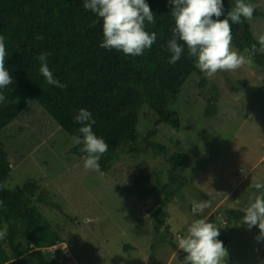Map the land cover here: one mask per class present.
<instances>
[{
    "label": "rangeland",
    "instance_id": "1",
    "mask_svg": "<svg viewBox=\"0 0 264 264\" xmlns=\"http://www.w3.org/2000/svg\"><path fill=\"white\" fill-rule=\"evenodd\" d=\"M254 4L264 12V0ZM250 23L255 35L264 34L263 17H253ZM255 56L252 66L219 71L206 78L204 86L202 76L193 72L169 104L180 116V128L152 123L151 130L143 131L144 136L154 131L151 138H143L150 151L144 146L121 150L109 172L86 171L85 156L70 151L75 146L71 136L32 101L3 130L6 148L17 143L22 156L6 186L34 180L61 206L35 202L60 231L64 241L53 248L70 257L69 263L182 264L184 252L177 241L194 218L192 201H211L197 218H208L218 209H244L259 195L251 187L253 175L264 182V58ZM215 93L217 114L206 117L208 99ZM175 152L187 154L179 168L186 183L165 200V225L158 227L151 217L150 188L156 178L168 177V158ZM217 216L221 231L224 218ZM259 232L258 226L249 230L246 224L233 223L224 264H264Z\"/></svg>",
    "mask_w": 264,
    "mask_h": 264
},
{
    "label": "trees",
    "instance_id": "2",
    "mask_svg": "<svg viewBox=\"0 0 264 264\" xmlns=\"http://www.w3.org/2000/svg\"><path fill=\"white\" fill-rule=\"evenodd\" d=\"M146 2L155 15V23L146 22V30L155 32L157 39L151 49L133 57L99 46L103 41L102 20L84 8V0H0V35L6 38V68L13 77L9 87L0 89L5 95V101L0 103V230L7 227L6 237L0 240V264H69L63 251L53 249L64 241L60 231L35 202L58 209L61 206L53 203L34 180L14 188L6 186L13 164L22 156L17 152V143L6 148L3 130L32 101H37L71 137L81 127L74 119L78 110H89L96 121L93 131L109 146L99 162L100 169L109 172L121 150L146 147L143 138H151L154 131H148L147 136L143 131L151 130L152 123L165 122L180 128V116L169 104L193 72L202 76L200 86L205 85L206 77L195 67L194 58H189L186 46L181 59L169 63L172 53L167 50V41L175 27L171 15L174 5L169 0ZM246 2L254 4V0ZM223 3L225 14L220 19L226 17L235 0ZM253 17L264 18V12L256 7ZM232 33V46L241 53H250L251 45L257 43L248 20L232 25ZM43 52L49 54L48 66L54 77L66 88L49 85L40 73L37 57ZM255 55L264 58L259 52ZM217 98L216 93L209 97L206 117L217 114ZM81 147L75 145L70 151L85 156ZM186 158L185 152L173 153L168 158V177L156 178L151 184L154 197L148 202L152 203L151 217L158 227L165 225V200L186 183L179 172ZM219 213L225 225L218 239L225 246L231 226L241 222L244 212L243 208L218 209L207 219L218 223ZM168 238L171 240V236ZM185 255L181 254L182 261Z\"/></svg>",
    "mask_w": 264,
    "mask_h": 264
},
{
    "label": "clouds",
    "instance_id": "3",
    "mask_svg": "<svg viewBox=\"0 0 264 264\" xmlns=\"http://www.w3.org/2000/svg\"><path fill=\"white\" fill-rule=\"evenodd\" d=\"M169 2L174 5L171 15L175 21L172 37L167 41V50L172 53L169 63L174 64L180 60L186 46L189 58H194L195 67L206 78H212L219 71H236L245 65L252 66L253 55L257 52L264 54V34L254 35L257 43L251 45L253 55H244L232 47V25L243 23V20L251 21L257 5L246 0H235L226 17L220 19L225 14L223 0ZM84 8L102 20L103 41L99 45L101 48L115 49L126 56L137 57L143 55L145 50L151 49L156 42L157 34L146 30V22L155 23V15L146 0H84ZM5 39L4 35H0V89L13 83V77L6 68ZM247 51L248 49H245V52ZM48 55L43 52L37 57L40 61V73L49 85L66 88L67 85L56 79L50 70ZM4 101L5 95L0 92V103ZM74 119L81 127L71 140L74 145H82L80 150L86 154L84 169L99 172V162L109 146L93 131L96 121L89 110L79 109ZM251 187L260 194H254L244 207L241 223L246 224L249 230L258 226L260 232L256 239L264 241V182H259L254 174ZM210 206V200L192 201L194 218L188 224L186 233L177 241L178 249L186 253L182 264H224V258L228 256L223 241L218 239L220 230L216 224L207 218H197ZM0 207H3L2 200ZM6 235L5 226L0 230V240ZM65 257L69 262L70 257Z\"/></svg>",
    "mask_w": 264,
    "mask_h": 264
},
{
    "label": "built area",
    "instance_id": "4",
    "mask_svg": "<svg viewBox=\"0 0 264 264\" xmlns=\"http://www.w3.org/2000/svg\"><path fill=\"white\" fill-rule=\"evenodd\" d=\"M55 247V246H54Z\"/></svg>",
    "mask_w": 264,
    "mask_h": 264
}]
</instances>
